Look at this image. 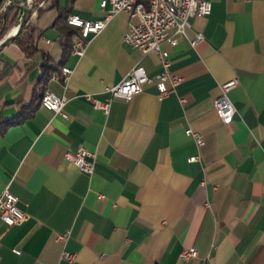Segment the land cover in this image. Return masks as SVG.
I'll return each mask as SVG.
<instances>
[{
	"label": "crops",
	"instance_id": "crops-1",
	"mask_svg": "<svg viewBox=\"0 0 264 264\" xmlns=\"http://www.w3.org/2000/svg\"><path fill=\"white\" fill-rule=\"evenodd\" d=\"M101 1L75 0L71 13L101 19ZM211 1L212 12L192 18L186 37L163 44L181 81L168 80L162 98L161 57L125 42V11L85 55L68 54L67 82L54 79L60 72L43 79L45 61L57 62L63 48L52 27L57 7L34 6L28 23L38 50L27 56L12 41L0 49V68H10L0 111L11 117L50 89L68 98L69 118L40 104L0 134V194L9 187L28 213L10 227L0 217V264H264V0ZM136 65L152 78L142 92L115 98L108 113L93 106L86 94L106 101L108 87ZM231 79L239 83L229 92L236 114L227 124L214 100ZM81 146L95 153L92 174L67 156ZM190 247L198 255L182 258Z\"/></svg>",
	"mask_w": 264,
	"mask_h": 264
},
{
	"label": "built area",
	"instance_id": "built-area-1",
	"mask_svg": "<svg viewBox=\"0 0 264 264\" xmlns=\"http://www.w3.org/2000/svg\"><path fill=\"white\" fill-rule=\"evenodd\" d=\"M5 2L0 7V13L5 9ZM110 6L108 9L107 7ZM101 7L105 10V15L101 19L88 20L80 15L70 13L67 21L76 28L73 35L72 53L83 56L86 53L93 36L100 33L107 26L110 19L118 12L125 11L129 14V27L125 34V42L129 45L141 49L144 52L155 51L161 57L163 70L157 75V87L160 97L168 95L169 89L166 82L170 80L173 86H177L181 77L174 74L171 69L170 51L163 48L164 43L175 46L181 37H186L187 30L192 27L191 19L194 17H205L212 12L211 0H102ZM203 40V34L197 33L191 41L193 46ZM50 42V40H48ZM73 73V69L68 66L61 68L59 75L54 79L67 82ZM152 78L148 75L142 65L134 66L124 79L111 87L106 101L95 98L92 94L86 97L96 108H101L108 113L111 102L115 98H122L127 101L143 91V86L150 82ZM238 79H231L221 85V93L214 100V105L218 115L224 123H231L236 114V107L232 102L229 92L238 85ZM68 98L65 95H58L48 89L47 99H42L44 107L62 115L68 119L69 115L65 111ZM187 134L192 135L200 146L204 145V138L201 132L192 128L186 130ZM68 158L72 160L81 171L92 174L95 169V153L85 146L79 147L75 153H68ZM199 155L190 157L189 161H196ZM20 197L7 187L0 194V217L8 227L22 223L28 219V213L20 206ZM68 233L58 235V239H64ZM20 254L19 249H14ZM198 250L195 247L184 249L181 253L182 258L196 257ZM63 257L69 261H74L76 255L68 251L63 252Z\"/></svg>",
	"mask_w": 264,
	"mask_h": 264
},
{
	"label": "trees",
	"instance_id": "trees-1",
	"mask_svg": "<svg viewBox=\"0 0 264 264\" xmlns=\"http://www.w3.org/2000/svg\"><path fill=\"white\" fill-rule=\"evenodd\" d=\"M7 1L8 3L6 4L5 9L0 13V39L9 32L12 25L17 21L19 15L18 4L22 2V0H5L4 3ZM41 1L43 0H38L37 4ZM47 1H51L48 7H57L58 9V15L55 18L52 27L59 32V41L62 45L63 51L61 58L57 62L49 63L48 61H45L43 65V79H47L54 73H59L61 71L65 59L71 52L73 35L77 31L76 28L70 25L67 21V17L72 10V3L75 0H67L65 6H61L60 0ZM38 10L42 11L43 8L39 7ZM12 42L18 44L27 56H32L38 50L35 25L29 22L28 25L23 28L16 37H14ZM9 69L8 65L0 68V80L9 73ZM45 90L43 93L46 92ZM43 93L34 96L30 102L22 104L18 112L11 117L5 118L0 111V134H2L9 126L21 123L32 116L38 105H42L41 100Z\"/></svg>",
	"mask_w": 264,
	"mask_h": 264
},
{
	"label": "water",
	"instance_id": "water-1",
	"mask_svg": "<svg viewBox=\"0 0 264 264\" xmlns=\"http://www.w3.org/2000/svg\"><path fill=\"white\" fill-rule=\"evenodd\" d=\"M5 0H0V7L3 5ZM32 0H22L19 6V15L21 18V22L19 24V29L17 31H13L12 29L0 40V49L6 46L9 42H11L14 37H16L19 32L25 27L28 22L29 15L33 11V6L31 5Z\"/></svg>",
	"mask_w": 264,
	"mask_h": 264
},
{
	"label": "rangeland",
	"instance_id": "rangeland-1",
	"mask_svg": "<svg viewBox=\"0 0 264 264\" xmlns=\"http://www.w3.org/2000/svg\"><path fill=\"white\" fill-rule=\"evenodd\" d=\"M37 2H38V0H32V2H31V5L33 6V8H34V6H39V5H46V6H49V4L51 3V1H47V0H43V1H41V2H39L38 4H37ZM18 16H20V15H18ZM30 18V17H29ZM29 18H28V20H29ZM20 19V20H19ZM19 19H17V20H19V21H16L13 25H12V27L10 28V30L11 29H13L16 25H18L19 26V24H20V22H21V18L19 17ZM28 25V22H27V24L25 25V27ZM24 27V28H25ZM9 30V31H10ZM1 40V39H0Z\"/></svg>",
	"mask_w": 264,
	"mask_h": 264
},
{
	"label": "bare ground",
	"instance_id": "bare-ground-1",
	"mask_svg": "<svg viewBox=\"0 0 264 264\" xmlns=\"http://www.w3.org/2000/svg\"><path fill=\"white\" fill-rule=\"evenodd\" d=\"M19 29V26L18 25H16L12 30L13 31H17ZM72 44H73V40H72ZM71 52H72V49H71ZM64 67V66H63ZM57 76V75H56ZM47 95H48V90L45 92V97H44V99H47Z\"/></svg>",
	"mask_w": 264,
	"mask_h": 264
}]
</instances>
